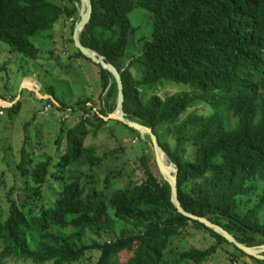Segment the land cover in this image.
<instances>
[{
    "label": "trees",
    "instance_id": "1",
    "mask_svg": "<svg viewBox=\"0 0 264 264\" xmlns=\"http://www.w3.org/2000/svg\"><path fill=\"white\" fill-rule=\"evenodd\" d=\"M90 1L91 15L80 30V41L120 72L125 117L150 126L168 161L177 167L181 206L220 225L241 243L264 244V186L257 193L254 183L264 184V0ZM79 6V0H0V41L9 51L35 60L39 48L32 36L51 29L63 14L78 18ZM136 8L150 14L149 27L142 31L137 30L143 23L129 16ZM96 64L97 99L102 103L95 110L93 103L87 104L91 98L69 105L51 87L44 91L52 95L47 98L51 106L70 108V113L81 108L90 117L81 115L73 126H60L55 145L67 131L57 159L49 155L29 169L21 147L17 168L22 177H32V184L24 181L25 198L19 203L8 197L0 219V264L7 252L34 264H71L93 250L98 255L88 264H115L122 251L130 252L128 264H203L219 244L232 243L177 210L148 134L139 157V183L116 189L108 203L104 191L94 186V167L108 152L98 154L95 147L84 145L85 124L96 130L105 123L103 116L113 112L117 95L114 77ZM164 84L184 85L190 91L163 96L158 88ZM18 102L10 107L17 109ZM111 120L132 136L140 135ZM51 164L52 173L61 178V190L52 204L36 205L35 214L26 201L41 197ZM84 164L86 170H79ZM3 176L0 171V187ZM189 226L207 230L216 242L167 258L173 237ZM233 246L264 264V259ZM236 256L231 254L228 264Z\"/></svg>",
    "mask_w": 264,
    "mask_h": 264
},
{
    "label": "rangeland",
    "instance_id": "2",
    "mask_svg": "<svg viewBox=\"0 0 264 264\" xmlns=\"http://www.w3.org/2000/svg\"><path fill=\"white\" fill-rule=\"evenodd\" d=\"M53 1L63 3L66 0ZM129 16L132 22L143 23L137 31L149 27L150 14L146 10L136 8ZM78 18L72 19L63 14L51 29L43 30L32 36V41L39 48L35 60L29 59L19 52L9 51L7 44L0 41V100L10 101V104L0 103V105H4L0 107L3 111L0 114V171L4 173L5 181L0 187V219L3 218L4 209L9 204L8 197L19 203L20 199L25 198L24 181L32 184V177L30 175L22 177L17 168L21 158V147L24 150L23 154H26L25 158L29 169L35 163L47 159L49 155V157L57 159L64 149L67 131L66 129L61 135L59 145H55L54 139L60 134V126H73V123L80 119L81 115L90 117L89 113H82L81 108L70 113L72 111L70 108L60 110L52 107L51 104L48 106L47 99L41 98L34 88L23 87L24 80L21 81L22 78L26 75L25 78L36 83L41 94L51 87L56 95L69 105H74L77 100L87 97L92 99L87 101V104L93 103L96 106H93V110L98 108L99 103H102L97 99V93L100 90L98 88L99 68L84 54V56L78 55V48L71 40ZM24 85L32 86L33 84ZM186 91H190V88L175 84H164L158 88V92L163 96ZM17 99L19 100L18 106L14 110L9 105H12V102L15 103ZM111 116L112 113L103 116L106 122L96 130H94V126L86 123L83 137L84 145L95 147L98 154L108 152L101 164L94 167L96 178L94 186L104 191L107 203L110 195L116 189L133 187L142 180L143 173L139 167V157L145 151H143V141H146L145 133H140L138 137L132 136L122 124L111 120ZM152 153H154L153 150ZM164 159L168 160L166 155H164ZM50 166L51 174L47 183L42 187L41 197L36 202H32V197L26 201L35 214L39 211L36 205L52 204L61 190V178L52 173L53 166L52 164ZM86 168L87 165L84 164L79 170H86ZM109 173H111L110 182L105 185L104 178ZM254 183L258 186L257 193H259L264 184L256 180ZM10 188L13 189L10 190ZM254 199L255 195H250L249 205ZM260 217L264 221V207L260 211ZM215 242V238L207 230L189 226L181 235L173 237L165 256L175 258L183 250L204 249ZM2 249L3 245L0 242V250ZM231 254L238 255L233 260L239 258L242 260L247 257L240 254L233 244L222 242L216 252L203 264H228L232 260H230ZM262 254L264 255V251ZM97 255L98 252L95 250L89 251L85 258L71 264H88L89 260H95ZM129 255L128 251L120 252L115 264H128ZM4 264L34 263L31 259L20 254L15 255L7 252ZM47 264H53V262Z\"/></svg>",
    "mask_w": 264,
    "mask_h": 264
},
{
    "label": "water",
    "instance_id": "3",
    "mask_svg": "<svg viewBox=\"0 0 264 264\" xmlns=\"http://www.w3.org/2000/svg\"><path fill=\"white\" fill-rule=\"evenodd\" d=\"M80 3V11H79V18L73 29V41L75 46L83 53L85 56L89 57L95 63L100 64L103 68H106L111 75L114 77V80L117 85V95H116V106L112 112L111 118L121 121L122 123L133 127L140 133H146L149 135L151 140V146L153 150V155L155 157L156 163L158 165L159 171L162 175L166 178L168 183L171 187V201L173 202L174 206L177 210L184 215L192 219H197L198 221L205 224L207 227L213 229L217 233L224 236L230 243L234 244L237 248L245 252L249 256H253L258 259H264V255L262 252L264 251V244L260 245H247L241 243L235 239V237L228 232L226 229L221 227L220 225L213 223L209 219L205 217L198 216L196 214L190 213L186 211L180 204L177 194V187H176V178H177V167L170 161L163 159L164 151L161 146L158 144L157 137L153 132L150 126L141 124L137 121L131 120L125 117L123 111V85L120 76V72L117 68L111 64L110 62L105 61L102 55H100L97 51L84 46L79 38L80 30L83 26L88 22L90 15H91V1L90 0H79Z\"/></svg>",
    "mask_w": 264,
    "mask_h": 264
},
{
    "label": "crops",
    "instance_id": "4",
    "mask_svg": "<svg viewBox=\"0 0 264 264\" xmlns=\"http://www.w3.org/2000/svg\"><path fill=\"white\" fill-rule=\"evenodd\" d=\"M25 77H26V75L22 78L21 81H23V80L25 79ZM23 87H28V88H31V89L34 88V89L36 90V92L39 93L38 95H39L41 98H43V96H44V98H48V97L51 98V97H52V95H50V94H48V93H43V94H41V93L39 92V90H38V88H39L38 85L36 86V83H34V82H33V85H32V86H27V85H24V84H23ZM5 100H6V99H5ZM17 100H18V99H17ZM17 100H16V101H17ZM3 101H4V100H3ZM5 102H6V103H10L9 100H7V101H5ZM12 103H13V102H12Z\"/></svg>",
    "mask_w": 264,
    "mask_h": 264
},
{
    "label": "built area",
    "instance_id": "5",
    "mask_svg": "<svg viewBox=\"0 0 264 264\" xmlns=\"http://www.w3.org/2000/svg\"><path fill=\"white\" fill-rule=\"evenodd\" d=\"M10 104V103H9ZM50 105V103H48V106ZM1 107V106H0ZM45 108H47V107H45ZM3 113V111H2V109H0V114H2ZM233 264H258V263H256V262H253L252 260H250V259H248V258H244V259H242V260H240V258L239 259H235V260H233V262H232Z\"/></svg>",
    "mask_w": 264,
    "mask_h": 264
},
{
    "label": "bare ground",
    "instance_id": "6",
    "mask_svg": "<svg viewBox=\"0 0 264 264\" xmlns=\"http://www.w3.org/2000/svg\"><path fill=\"white\" fill-rule=\"evenodd\" d=\"M23 84H33V81H32L31 79H29V78H25ZM1 102H5V101L0 100V103H1ZM164 155H165V154H163V159H164ZM167 158H168V157H167Z\"/></svg>",
    "mask_w": 264,
    "mask_h": 264
},
{
    "label": "clouds",
    "instance_id": "7",
    "mask_svg": "<svg viewBox=\"0 0 264 264\" xmlns=\"http://www.w3.org/2000/svg\"><path fill=\"white\" fill-rule=\"evenodd\" d=\"M43 97H44V96H43ZM46 99H47V98H46ZM4 101H7V100H4ZM12 104H13V103H12ZM0 106L2 107V106H4V105H0ZM9 106H11V105H9ZM6 107H8V106H6ZM52 107H53V106H52ZM247 257H248V256H247ZM247 257H246V258H247ZM248 258H249V257H248ZM250 260H251V259H250Z\"/></svg>",
    "mask_w": 264,
    "mask_h": 264
}]
</instances>
